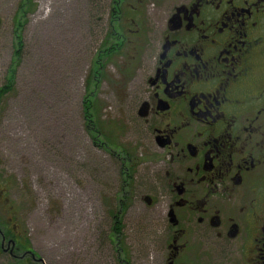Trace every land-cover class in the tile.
<instances>
[{
  "label": "rangeland",
  "instance_id": "obj_1",
  "mask_svg": "<svg viewBox=\"0 0 264 264\" xmlns=\"http://www.w3.org/2000/svg\"><path fill=\"white\" fill-rule=\"evenodd\" d=\"M137 1L119 25L111 0H33L25 13L24 0H0V88L10 85L0 97V264L22 254L7 253L5 224L28 245L24 264H153L159 253L157 217L140 199L154 185L136 110L167 4ZM117 147L138 159L127 199Z\"/></svg>",
  "mask_w": 264,
  "mask_h": 264
},
{
  "label": "flooded vegetation",
  "instance_id": "obj_2",
  "mask_svg": "<svg viewBox=\"0 0 264 264\" xmlns=\"http://www.w3.org/2000/svg\"><path fill=\"white\" fill-rule=\"evenodd\" d=\"M127 1L111 0V21ZM152 1L167 7L136 118L151 152L154 188L140 199L157 217L153 264H264V0ZM116 149L127 199L138 159ZM4 239L24 264L30 251Z\"/></svg>",
  "mask_w": 264,
  "mask_h": 264
},
{
  "label": "trees",
  "instance_id": "obj_3",
  "mask_svg": "<svg viewBox=\"0 0 264 264\" xmlns=\"http://www.w3.org/2000/svg\"><path fill=\"white\" fill-rule=\"evenodd\" d=\"M32 1L33 0H24V3H22L21 4V6H20V10L23 12V13H25L26 12V10L28 9V7H29V5L32 3ZM23 8H24V11H23ZM26 9V10H25ZM16 24H18V21H17V19H16ZM110 36H112V32L110 33V35H108V38H107V40H110L109 38H110ZM16 39H17V37H16ZM17 45H19V46H21V41H20V39H18V42H17ZM18 56V54L16 55H14V57H17ZM11 79H12V77L10 76V79H9V81H11ZM10 90V85L8 86V85H4L2 88H0V97L2 96V95H4L7 91H9ZM86 102H87V104H86V106L84 107V112H86L88 109H91L93 112H95V110H94V106L93 107H91V106H88V104H90L91 102H93V101H91V100H86ZM90 122H91V127L89 128V134H92V137H93V134L95 133V132H92V129L91 128H96L95 126H96V124L92 121V120H90ZM98 134H100V133H98V132H96V135H98ZM97 137V136H96ZM131 154V153H130ZM125 167H127V166H125ZM125 167H123V171H125ZM130 170V169H129ZM133 171V170H132ZM120 210H121V212L122 211H124V207L123 208H120ZM112 219H113V225H112V233H111V235L110 236H112L113 238L115 237V236H117V234H119V232H120V230H121V225H120V222H119V219H120V217H118L117 215H113V217H112ZM4 235L6 236V238H9L10 240H14V238H15V236H14V229H13V227H8V225L7 224H5L4 225ZM112 238V239H113ZM111 239V240H112ZM28 245H25V244H21L20 243V241L19 242H17V245H16V247L18 248V249H21V250H28V247H27ZM122 257L123 258H126V252L124 251V249H122ZM17 264H21V262L18 260V262H17Z\"/></svg>",
  "mask_w": 264,
  "mask_h": 264
}]
</instances>
